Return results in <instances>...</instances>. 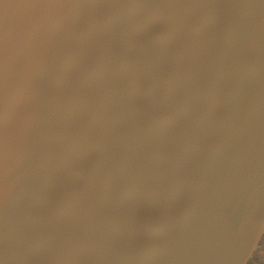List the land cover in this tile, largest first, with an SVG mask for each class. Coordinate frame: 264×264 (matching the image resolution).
<instances>
[{
  "label": "water",
  "instance_id": "water-1",
  "mask_svg": "<svg viewBox=\"0 0 264 264\" xmlns=\"http://www.w3.org/2000/svg\"><path fill=\"white\" fill-rule=\"evenodd\" d=\"M29 1L0 0V264H264V0H47L55 40Z\"/></svg>",
  "mask_w": 264,
  "mask_h": 264
},
{
  "label": "rangeland",
  "instance_id": "rangeland-1",
  "mask_svg": "<svg viewBox=\"0 0 264 264\" xmlns=\"http://www.w3.org/2000/svg\"><path fill=\"white\" fill-rule=\"evenodd\" d=\"M31 1L34 2V0L29 1V5L32 4ZM56 1V0H53ZM58 1V2H57ZM56 2L60 7L66 8L68 11L69 3L73 0H57ZM47 0H44L42 5H38L35 7V12H28L26 13V17L28 18V28H32L34 32H37L40 37H45L47 39L51 38L52 40H55V33H54V24L57 22L58 17V5H51L47 3ZM51 5V6H50ZM27 12V10H26Z\"/></svg>",
  "mask_w": 264,
  "mask_h": 264
}]
</instances>
